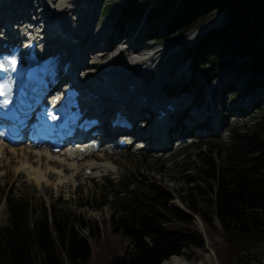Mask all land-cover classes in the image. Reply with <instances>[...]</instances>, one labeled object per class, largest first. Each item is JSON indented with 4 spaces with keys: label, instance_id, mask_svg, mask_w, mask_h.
Listing matches in <instances>:
<instances>
[{
    "label": "trees",
    "instance_id": "1",
    "mask_svg": "<svg viewBox=\"0 0 264 264\" xmlns=\"http://www.w3.org/2000/svg\"><path fill=\"white\" fill-rule=\"evenodd\" d=\"M218 13L222 24L207 28L184 50L189 72L211 82L229 55L245 59L241 68L251 74L248 91L264 86V0H125L116 23L121 31L132 16L157 19L163 27L153 38L178 42ZM189 88L183 82L179 87ZM192 148L197 164L185 178L193 185L183 194L155 180L145 186H134L129 177L109 182L119 187L113 202L118 213L101 225L54 205L43 206L29 221L35 212L27 201L5 195L0 264H162L182 248L206 250V238L214 235L222 240L213 249L218 264H251L249 248L264 235V115L232 130L222 159L211 142ZM188 156L184 162L191 163ZM175 198L180 205L170 203ZM106 224L127 239L121 254L106 237Z\"/></svg>",
    "mask_w": 264,
    "mask_h": 264
},
{
    "label": "rangeland",
    "instance_id": "2",
    "mask_svg": "<svg viewBox=\"0 0 264 264\" xmlns=\"http://www.w3.org/2000/svg\"><path fill=\"white\" fill-rule=\"evenodd\" d=\"M56 1L44 0V3L52 7ZM77 3H81L78 11L75 10L76 6H74ZM124 3L125 0H72L74 7L71 5L69 8L73 7V11L75 10L76 12L72 11L67 14L68 21L76 18L82 9H87L88 6L94 5L89 16L92 20L88 23L90 24L88 30L90 31L92 27L95 28L96 32L100 31L101 33L91 36L84 46L90 44L92 39H94L92 42L97 44L95 47H107V50L103 51L106 55L100 65L98 64L89 71L86 69L87 67H84L85 71L82 70L80 72L81 77L86 73L99 72L104 64L117 60L119 53L123 58L132 55L137 60V63L131 66V69L128 70L129 72L138 70L143 63H146V70H149V78L143 83L140 94L151 89H155L156 92L158 90L160 95L163 94V91L165 93L178 94L180 84L182 82L188 83L190 94L196 93L195 102L199 101V107H203L205 103L204 96L208 87L203 77L191 75L188 68L189 59L184 60V50L194 42V39L182 48L176 46V41L157 40L153 36L162 31L163 22L157 19L146 21L137 17V15L125 19L123 29L118 32L116 26L112 28L111 26L117 25V16ZM216 15L223 16L222 13ZM222 18L218 26L222 23ZM98 38H100V41H95ZM243 60L245 59L229 55L221 60L222 64L216 78L222 72L226 75L230 72L228 77L232 78L233 88L231 87L227 90L219 89L215 92V99L212 103L218 102L219 97H221L222 103L220 107L223 108L218 115L223 119L219 123V128H215L212 131L201 129V135L195 136L192 140L183 139L184 141L178 142L177 145L169 144L165 151L151 152L148 150H134L128 147L120 153L94 152L93 155L84 157L78 162L98 160L97 157L100 154L99 160L110 162L113 165V171L104 170L97 172L94 170L89 174L79 171L72 174V170L65 168V165L63 167L65 171L62 173L64 176L61 179L59 178L60 175L50 173L51 175H47L46 181L41 182V184H37L34 179L29 178L26 174L17 172V162L14 156L10 153L6 154L0 164V196L2 197L0 225H4L7 222L4 197L9 193L12 196L26 200L32 211L35 212V214H30L29 221L35 218L43 206L50 207L54 205L57 209H67L80 214L85 219L95 220L100 225L102 221H108L112 214L116 215L118 213V209L113 202L115 190L119 187L116 186L113 189L109 182L116 185L121 183L122 180L124 181L126 177H129L134 186H140L141 183L145 186L155 180L168 186L176 195L183 194L187 187L193 185L192 182H187L185 177L188 173L193 172V168L197 164L196 161L193 163L192 158L194 154L192 147L194 144H206L208 142L216 144V156L222 159L225 148L230 144L232 130L248 127L256 123L264 115V86H256L251 90L249 97H238L240 93L247 92V87L251 85L249 79L251 74L246 69L241 68ZM213 84L209 87L212 88ZM162 86L163 91L160 90ZM233 95L236 96L234 97ZM256 95L258 103L255 102L251 107L247 104L244 105L247 102L246 100ZM239 104L243 105L241 107H245L241 111L237 107ZM233 106H236V108L233 109ZM217 108L219 109V105ZM205 126H208V124ZM209 132L211 134H208ZM148 143L150 144L149 140L144 142V144ZM180 152L182 153L177 156ZM184 155H189L188 158L190 157L191 163L189 160L184 162L186 157L182 158ZM57 166L56 168H58ZM63 168L58 170H64ZM122 192L121 195L123 194ZM170 203L180 205L177 198ZM201 204H203V201ZM196 223L202 230L201 223L198 220H196ZM104 232L111 244L121 254V247L127 245V239L122 237L118 231H112L110 225L107 224ZM82 233L86 234L87 232L84 230ZM90 241L93 250H95L93 240L90 239ZM221 243V238L214 235L211 238H206V250L194 247L182 248L180 251L182 254L178 256L183 257L189 264H218L213 249ZM249 250L251 252V264H264V235L255 240Z\"/></svg>",
    "mask_w": 264,
    "mask_h": 264
},
{
    "label": "bare ground",
    "instance_id": "3",
    "mask_svg": "<svg viewBox=\"0 0 264 264\" xmlns=\"http://www.w3.org/2000/svg\"><path fill=\"white\" fill-rule=\"evenodd\" d=\"M8 3V2H7ZM67 4V5H66ZM72 5V0H57L52 7L45 4L44 0H12L9 3V6L0 8V27L2 26L3 21L5 18L10 17L13 13V11H21L25 10V7H29L30 12V18L37 19L36 22L33 24L31 21L30 23H26V26H35L36 29H41V33L33 35L36 37V39L41 42L46 43V40H48V37L50 33H46L48 30L51 32L54 31V29H62L63 32H65L64 38L60 41L58 39H51L48 43L50 45L48 47V50H51L56 45H63V47H76L77 43H80L81 39L83 38L81 44H79V47H76L75 52H69L66 51H60V49H57L55 53H59V61H63L60 63L59 71L66 69L67 73L73 72V73H79L80 71L84 70V67H87L86 69L89 71L96 67L98 64L100 65L102 59L105 57L106 53L103 51L106 50H97L95 43L91 42L90 45L84 50L83 46L85 45L86 41L91 38V36H94V34H100L101 32H96L95 28L91 27V30H88V27H90L89 21L92 20L90 18L91 11L93 10L94 5L88 6L87 9H82L81 12H79L78 16L76 18H73L72 20L67 19V14L73 11V7H75V10H79L81 3L74 4L73 7L69 8V6ZM68 9L66 12L65 10ZM73 12H76V11ZM28 12V14H29ZM23 13L20 18H23L25 15ZM222 16L221 15H215L211 17L209 20H207L204 24H202L199 27L194 28L190 32H188L181 41L179 40L176 46L177 47H184L185 45L189 44L193 39L195 41L196 37L200 35L205 29L213 27L215 25H218L220 23ZM24 23V22H23ZM54 25L53 29L52 26ZM42 27L45 29L46 32H42ZM207 31V30H206ZM41 34V35H40ZM42 38H44L43 41ZM94 39H92L93 41ZM95 41H100V38H98ZM174 46V47H176ZM42 49V48H41ZM43 49H45L43 47ZM120 55V56H119ZM156 55V54H155ZM146 60V59H145ZM130 63H132L130 65ZM137 63V60H135L132 55H128L127 57L121 56V54H118V58L115 61H112L111 63L104 64L100 69L99 72L88 74V82L91 83V86L96 87L95 84H98L101 80H113L117 87L119 88H125L129 84L136 85L135 90H142V85L147 81L148 77V71L146 70V63H143L140 68L136 71L129 72L128 70L131 69V66ZM139 64H141L139 62ZM108 67L111 69L110 73H105L103 70ZM156 67V66H155ZM158 68V66H157ZM151 69V68H150ZM153 70V69H152ZM85 71V70H84ZM156 71V70H155ZM154 71V72H155ZM151 72V71H150ZM229 72V71H228ZM229 74H219V76L216 78V81L214 82L211 90L208 91L207 98L210 103L213 102L215 99V92L219 89L227 90L228 88L232 87V78L228 77ZM79 77V76H78ZM150 80V79H149ZM86 81H83L82 83H85ZM233 88V87H232ZM221 92V91H220ZM223 92V91H222ZM148 93H156L160 96V93L156 92L155 89H151L147 92H144L140 95H138V99L142 98L145 94ZM237 94V93H236ZM111 97L114 98H129V100H126V103L130 104L132 101H134L136 98V95L130 92H123L122 95H111ZM106 98V96H105ZM131 99V100H130ZM133 99V100H132ZM217 100V99H216ZM258 97L257 95L255 98H251V100L247 101L244 105H248L249 107L253 106L255 102H257ZM222 103L221 97H219L218 102H216V106L220 105ZM258 103V102H257ZM243 105L237 106L238 109L241 111V107ZM236 106H233V109H235ZM256 108V107H255ZM186 111V109L182 110V112ZM202 112V111H201ZM146 122V120H143ZM144 122V123H145ZM209 119L205 118L203 120L194 121V125L197 123V127L201 125L208 124ZM144 125V124H143ZM142 125V129L144 126ZM150 128H145L144 131H142V134L137 136V140L139 141H148L150 138L153 139L152 144H161V142H166L165 145H163V148H160L158 150L152 149L151 146H147L149 144H146L145 150L151 151V152H159V151H165L167 146L169 144H173V142L182 141L186 136L190 135V133H193L194 128L183 132V134H179L178 137L174 138V140H170L167 137H163L162 135H149L147 134ZM207 131H212L213 129L211 127L206 128ZM208 134H211L209 132ZM213 134V133H212ZM150 139V140H151ZM163 139V140H162ZM171 142V143H170ZM133 147H139V144ZM99 151V150H98ZM12 154L17 162L16 171L26 174L29 178H32L35 180L37 184H41V182L46 181L47 175L50 173H56L57 175H60V179L62 176H64L62 173H64L65 169L63 168L65 165V168L71 169L72 174L78 173V171H82L85 173L86 171H113V165L110 164L108 161H100L99 156L97 157L98 160H88V161H82L78 162V160L82 157V154L78 152V149H72L70 151H63L62 154H53L51 152L42 151V150H34V149H27L25 146L18 145L17 147H8V146H1L0 145V164L2 162V159L5 158L6 154ZM98 153V152H97ZM57 165L61 166L58 167ZM56 166L58 168H56ZM59 168H63L64 170H58ZM51 175V174H50ZM67 178V177H66ZM182 254V253H181ZM180 255V254H179ZM162 264H189L183 257L175 255L169 257V259L162 262Z\"/></svg>",
    "mask_w": 264,
    "mask_h": 264
},
{
    "label": "snow or ice",
    "instance_id": "4",
    "mask_svg": "<svg viewBox=\"0 0 264 264\" xmlns=\"http://www.w3.org/2000/svg\"><path fill=\"white\" fill-rule=\"evenodd\" d=\"M12 63L14 64V63H15V61H12Z\"/></svg>",
    "mask_w": 264,
    "mask_h": 264
},
{
    "label": "water",
    "instance_id": "5",
    "mask_svg": "<svg viewBox=\"0 0 264 264\" xmlns=\"http://www.w3.org/2000/svg\"><path fill=\"white\" fill-rule=\"evenodd\" d=\"M221 25V24H220ZM215 26H218V25H215ZM204 32V31H203Z\"/></svg>",
    "mask_w": 264,
    "mask_h": 264
}]
</instances>
